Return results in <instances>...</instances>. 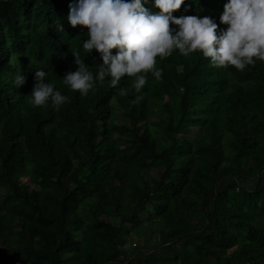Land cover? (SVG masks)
<instances>
[{
  "label": "trees",
  "instance_id": "obj_1",
  "mask_svg": "<svg viewBox=\"0 0 264 264\" xmlns=\"http://www.w3.org/2000/svg\"><path fill=\"white\" fill-rule=\"evenodd\" d=\"M226 2L173 15L226 29ZM70 3L0 0V264H264V61L237 70L174 50L140 93L126 77L81 96L63 83L87 38ZM84 60L95 75L100 54ZM37 68L69 96L61 110L29 103Z\"/></svg>",
  "mask_w": 264,
  "mask_h": 264
},
{
  "label": "clouds",
  "instance_id": "obj_2",
  "mask_svg": "<svg viewBox=\"0 0 264 264\" xmlns=\"http://www.w3.org/2000/svg\"><path fill=\"white\" fill-rule=\"evenodd\" d=\"M182 4L184 0H72L67 20L73 27L87 28L84 53L95 49L102 63L96 65L94 75L85 55L82 58L78 48L72 50L78 67L64 74V85L86 97L99 84L116 88L122 78L132 77V90L140 93L149 73L162 79L157 57H168L174 50L184 57L200 52L216 67L234 66L237 70L264 61V0H227L219 18L226 29H219L210 16H174ZM57 31H63L59 23ZM111 49H117L115 54ZM57 71L56 66L51 68L56 76ZM34 79L28 99L33 107L50 106L59 111L69 101L44 68L35 69ZM26 80L27 75L16 69L15 86ZM119 91L126 95L130 90L120 87Z\"/></svg>",
  "mask_w": 264,
  "mask_h": 264
},
{
  "label": "rangeland",
  "instance_id": "obj_3",
  "mask_svg": "<svg viewBox=\"0 0 264 264\" xmlns=\"http://www.w3.org/2000/svg\"><path fill=\"white\" fill-rule=\"evenodd\" d=\"M197 129H199V127H197V128L196 127H193L192 128V132H190V137L191 138H194L195 137V131H197ZM21 181H23L25 183H29L28 177L21 178ZM144 215L147 218V212H145ZM145 221H148V220L145 219ZM154 225L152 223V227H150V228H143L142 231L140 232V234L137 235L135 241L138 242V243H143L146 239L147 240L153 239V237L156 234V230H157V228H155Z\"/></svg>",
  "mask_w": 264,
  "mask_h": 264
}]
</instances>
